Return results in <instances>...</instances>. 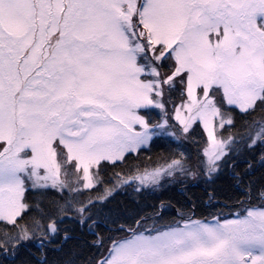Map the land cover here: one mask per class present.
<instances>
[{
	"label": "rangeland",
	"instance_id": "374dc122",
	"mask_svg": "<svg viewBox=\"0 0 264 264\" xmlns=\"http://www.w3.org/2000/svg\"><path fill=\"white\" fill-rule=\"evenodd\" d=\"M263 91L264 0H0V222L15 223L29 192L65 196L58 221L1 233V256L61 249L64 224L125 188L144 195L213 178L232 143L218 97L246 111ZM197 123L205 140L194 170L176 159L102 181V162L188 138ZM263 130L253 142L264 143ZM148 224L104 245L101 264H264V200L155 232Z\"/></svg>",
	"mask_w": 264,
	"mask_h": 264
},
{
	"label": "trees",
	"instance_id": "16d2710c",
	"mask_svg": "<svg viewBox=\"0 0 264 264\" xmlns=\"http://www.w3.org/2000/svg\"><path fill=\"white\" fill-rule=\"evenodd\" d=\"M165 66L166 62L163 63V69ZM220 98L222 97H218L220 107L232 118L230 125L221 131V135H231L232 143L222 162L223 170L216 176L198 181L197 184L186 179L165 183L157 191L144 195L125 188L105 201L92 202L84 213L82 222L73 218L64 224V233L69 236L61 249L57 250L56 244H50L54 242L46 243L43 249L26 245L16 249L17 253L2 257L1 254L8 247L4 244L0 247V264H96L107 250L106 247L102 251L103 246L131 236L127 229H134L138 222L149 223L150 226L146 228H155V232L178 225L190 216L204 220L222 218L239 207L252 206L263 201L264 143L260 139L253 141L255 130L264 122V91L254 106L246 111L228 106ZM262 138L264 139V130ZM204 140L203 129L197 123L195 131L188 138L178 142L157 138L149 147L142 148L136 154L125 155L122 161L102 162L98 169L100 177L102 181L111 184L112 177L134 173L135 167H156L176 159L182 160L185 169L192 171L202 164L200 154ZM99 191L100 188L90 190L80 199L84 202L86 197H95ZM56 193H27V209L14 224L0 222V234L5 230L11 232L14 229L12 225L24 227L34 221L42 222L43 225L58 221V210L64 204L65 196L58 197ZM90 227L95 232H90ZM111 229L115 233L108 236ZM97 234L101 236L102 242L93 244ZM59 240L58 237V242ZM6 251L10 252L9 249ZM44 258L45 261H42Z\"/></svg>",
	"mask_w": 264,
	"mask_h": 264
},
{
	"label": "water",
	"instance_id": "95a60500",
	"mask_svg": "<svg viewBox=\"0 0 264 264\" xmlns=\"http://www.w3.org/2000/svg\"><path fill=\"white\" fill-rule=\"evenodd\" d=\"M50 232L51 233L53 232V226H50Z\"/></svg>",
	"mask_w": 264,
	"mask_h": 264
}]
</instances>
